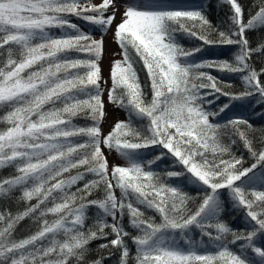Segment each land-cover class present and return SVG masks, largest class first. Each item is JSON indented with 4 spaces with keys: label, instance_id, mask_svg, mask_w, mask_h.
<instances>
[{
    "label": "snow or ice",
    "instance_id": "1",
    "mask_svg": "<svg viewBox=\"0 0 264 264\" xmlns=\"http://www.w3.org/2000/svg\"><path fill=\"white\" fill-rule=\"evenodd\" d=\"M4 169L0 264H264V0H0Z\"/></svg>",
    "mask_w": 264,
    "mask_h": 264
},
{
    "label": "trees",
    "instance_id": "2",
    "mask_svg": "<svg viewBox=\"0 0 264 264\" xmlns=\"http://www.w3.org/2000/svg\"><path fill=\"white\" fill-rule=\"evenodd\" d=\"M196 3H203L205 5V7H207V4L209 2L215 4L216 0H195ZM250 2V0H245V3L248 4ZM192 6V5H189ZM226 11V8H225ZM211 18L213 19V21L215 23H219L220 20L223 18L224 16V12L221 10L220 6H216L214 11L210 14ZM186 46H191L190 41L189 40H184L182 41ZM229 49L227 48H206L203 54H198V55H203L205 58H213V57H224L228 54ZM143 73H141V76L143 77ZM235 86L237 88H239V82L235 81ZM232 114H241L239 112L236 113H232ZM245 115H248V113H243ZM253 121H255L257 124H259V121L256 120V117H252ZM12 172V169H4L2 171H0V177L2 176H7ZM4 207H8L10 208L13 212L17 211L18 209H22L23 205L19 204L17 202H0V208H4ZM32 227L31 222L29 220H25L23 221L17 231L18 235H25L28 233L29 228ZM110 264H115V258H113V260L110 262Z\"/></svg>",
    "mask_w": 264,
    "mask_h": 264
},
{
    "label": "rangeland",
    "instance_id": "3",
    "mask_svg": "<svg viewBox=\"0 0 264 264\" xmlns=\"http://www.w3.org/2000/svg\"><path fill=\"white\" fill-rule=\"evenodd\" d=\"M96 2H99V0H96ZM117 21H119V17H117ZM106 41H107V51H106V54H105L103 62H102V67H103V70H104L105 78H107V76H108L110 62L113 59V53L118 51L117 45L112 42L111 33L107 34ZM124 116H125V114H124L123 111H120L118 109L110 108V118H109L108 123L105 125V131L108 130L110 125L116 119H123ZM111 158H114V157H111Z\"/></svg>",
    "mask_w": 264,
    "mask_h": 264
}]
</instances>
